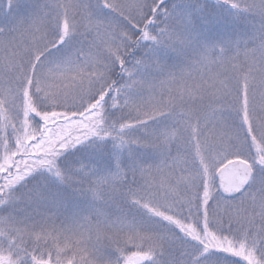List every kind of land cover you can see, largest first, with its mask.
Masks as SVG:
<instances>
[{
  "label": "snow or ice",
  "instance_id": "1",
  "mask_svg": "<svg viewBox=\"0 0 264 264\" xmlns=\"http://www.w3.org/2000/svg\"><path fill=\"white\" fill-rule=\"evenodd\" d=\"M0 264H264V0H0Z\"/></svg>",
  "mask_w": 264,
  "mask_h": 264
}]
</instances>
